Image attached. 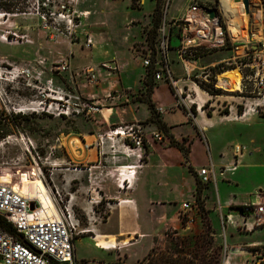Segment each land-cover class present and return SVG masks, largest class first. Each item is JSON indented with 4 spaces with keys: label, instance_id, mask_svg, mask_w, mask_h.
I'll return each instance as SVG.
<instances>
[{
    "label": "rangeland",
    "instance_id": "rangeland-1",
    "mask_svg": "<svg viewBox=\"0 0 264 264\" xmlns=\"http://www.w3.org/2000/svg\"><path fill=\"white\" fill-rule=\"evenodd\" d=\"M200 1L204 3L214 0ZM248 1L251 9L245 20L249 41L246 49L248 52H259L261 47L256 43L259 39L264 40V0ZM63 2L64 0H17L18 13L6 14L0 11V175L7 174L10 179L12 177V183L18 181L19 188L30 197L36 192L42 195V200H45L42 203L44 207L49 205L62 210L70 207L74 221L78 223L72 239L74 242L83 231H94L95 226L101 227L106 222L109 211L117 206H114V200H107L99 188L104 181H109L111 186L116 188L119 182L117 167L135 164L137 159L136 156L121 159L124 156L120 154V145L117 147L115 141H107L101 157H96L99 149L95 148V142L99 136L131 123L128 120H124V124L114 122L115 108L121 105V102L113 99L116 96L115 82L108 84V81H102V77L107 76L103 73L105 64L99 62L91 66L96 77L92 82H88L85 77L86 67L74 64H77L78 60L86 62L94 46L101 49L116 47L119 50L118 58L122 63L124 60L125 66L131 71L127 76H133L134 79L139 73H143L142 59L146 58L150 50L154 20L153 12L150 23L146 24L147 13L155 5L152 1H147L144 7L134 9L120 0H78L75 10L90 12L85 22L83 18H75L74 23L80 22L79 28H72L71 32L61 22L54 23L48 18V28H45L41 15H49ZM187 2L188 0H170L168 16H176L179 11L181 13ZM256 10L261 12L259 17L255 15ZM132 22H140V28L135 27ZM86 31L94 38L91 51H80L78 45L74 46L70 71L61 75L53 73L52 67L55 63L70 58L69 42H82L83 33ZM255 32L258 37H252ZM240 44L242 43L235 44L238 53H232L231 57L242 53ZM168 54L170 58L175 57L174 52ZM226 57L225 53L205 52L200 57V65H210L215 60ZM237 65L238 60L231 61L229 65L223 64V68L231 66L233 68L228 70L237 71L238 82L235 90L216 88L219 92L211 98L202 93L203 88L200 86L199 89L189 87V93L192 95V89L196 92L198 90L197 96L202 101L208 100L202 109L204 115L210 116L211 111L217 110L216 114L224 121L245 124L219 123L213 118L212 127L203 130L207 146L196 145L192 154V161L199 163L204 160V166L209 165V160L212 159L216 166V189L222 198L231 196L242 202L250 199L251 195L264 192V94L258 91L252 80L246 79L250 70L238 68ZM171 66L175 73L180 74L176 65ZM115 70L114 67L111 71L117 72ZM148 71L144 72V78L147 77L153 86H158L154 99L167 107L166 118L170 121L184 120L186 126L193 130L192 118L185 116L182 107H175L174 114L170 109L174 108L173 89L163 81L155 82L153 70ZM71 79L73 82L77 81L79 86L77 84L73 87ZM137 89L124 91L126 99L147 101L149 94L146 91L141 94ZM63 94L67 101L71 97L74 104V97H79L81 101L93 105H104L102 109L108 111L104 110L101 114L97 112L93 117L83 114L76 117H58L55 110L57 101ZM246 103L257 104V113L239 118L244 108L242 105ZM122 105H126V102ZM153 107L155 109V106ZM29 109L32 111H28ZM193 113L195 119L194 108ZM140 115L142 116V112ZM159 116L152 115L157 126ZM149 121L148 119L140 124L144 127ZM166 138L167 135L163 138L164 142ZM164 142L157 143L164 145ZM85 144L91 147L86 150ZM183 145L185 147L187 142L184 141ZM235 146L245 148L244 156L233 177L224 174V179L228 178L234 182L232 186L227 187L221 182L223 178L220 177V166L229 161L235 163L234 166L237 165L238 158L233 154ZM113 150L116 152H112ZM144 158L145 151H142L141 164ZM88 165L96 166L89 172L73 171L74 166L82 168ZM234 166L230 167L231 170L235 169ZM180 170L181 168L178 173ZM193 173L199 182L196 173ZM202 186L209 188V196L206 194L200 205L195 201L188 202L191 210L185 214H180L183 203L179 212H176L178 225H182L186 230L180 235H175L176 230L171 226L165 232L167 236L159 239L156 246L137 264H252L246 252L238 250L249 249L245 245L251 244L264 246V226L250 232H243L241 229L235 232L230 224L232 220H227L224 225L229 238L225 243L219 214L224 217L230 214L231 218H236L238 212L232 211L233 203L229 204V210L222 201L219 212L215 198V182ZM166 196L169 200H175L171 192ZM186 216L192 218L191 224L186 225ZM114 227L115 218L102 229ZM85 235L87 236L76 240L78 256L86 251L96 253L93 248L94 240L91 238L94 234L86 232ZM146 241L136 247L139 255L143 253Z\"/></svg>",
    "mask_w": 264,
    "mask_h": 264
},
{
    "label": "built area",
    "instance_id": "built-area-1",
    "mask_svg": "<svg viewBox=\"0 0 264 264\" xmlns=\"http://www.w3.org/2000/svg\"><path fill=\"white\" fill-rule=\"evenodd\" d=\"M124 1L130 5L140 6L145 0ZM160 1L162 18L156 31L154 57L149 50L146 58L142 59V67L144 69L151 68L155 81H163L173 89L174 108L182 107L185 115L189 118L194 117L193 108L196 115L203 113L202 109L208 100L202 101L194 89L190 95L191 89L189 87L197 89H199L198 86L202 87V93L209 98L215 95L212 91L218 90L216 88L226 90V87L217 85V77L222 73L223 64L229 65L231 61L236 60H238V68L244 67L250 70L246 79L252 80L258 87V91H262L264 94V40L259 39L256 43L258 47H261L259 52H248L246 49L249 43L246 23L243 25L244 39L235 41L228 33V21L225 11L220 5V0H214L204 5L197 0H192L177 19L167 17L170 0ZM231 1L239 3L234 0ZM77 3L78 0H64L49 15H41L42 24L48 28V18L52 19L54 23L61 22L70 31L72 28H79L80 22L74 23L75 18L85 19L90 13L77 12L75 10ZM241 6L242 15L246 19L250 14V5L247 15L244 13L242 4ZM209 12L214 13L211 19L208 15ZM260 14L261 12L256 10L255 15L259 17ZM236 16L239 15L236 14ZM252 37H258L257 32L252 34ZM173 38L176 41L175 44ZM237 43H242L240 44L242 53L236 57L206 66L194 65L197 60L195 57L205 52L231 50L238 53V48L235 45ZM69 45H79L82 50L89 51L94 45L93 35L86 31L83 33L82 42L70 41ZM169 52H174L176 61L182 69V74L179 76L174 75L171 70L172 63L168 58ZM69 71L70 63L67 58L58 61L52 67V72L59 75ZM84 73L88 82L95 81L92 70L86 69ZM74 99L76 100L75 104L71 101V97L67 101L66 96L61 95L57 101L56 116L76 117L83 114L87 117H93L97 112L101 114V105L97 106L81 101L79 97H74ZM242 106L244 108L239 118L246 114L251 116L257 113V104L246 103ZM155 112L162 116L165 110L156 107ZM150 137L154 141H162L164 138L159 131L152 132ZM107 141L113 143L115 141L117 147L120 145V154L124 156L121 159L126 160L135 156L137 158L135 164L118 166L116 169L119 176L117 187L123 188V182L129 183V179L134 178L136 171L142 166L141 154L142 151H145V144L147 143L145 133L139 123H131L130 125L119 126L106 135L99 136L95 142V148L99 149V154L96 155L98 158L101 157ZM90 147L91 145L85 144L86 150ZM244 150L243 146H235L233 153L235 157H238ZM112 152L116 151L113 150ZM118 159L120 160V158ZM91 169V166L73 167V171L85 170L89 172ZM196 176L200 184L209 185L214 180L212 165L201 167L196 171ZM12 181V177L10 179L7 174L0 175V215L11 224L16 232L15 235H10L0 229V264H75L72 239L75 226H78V223L74 221L71 208L66 207L62 210L59 207L55 208L49 205L44 207L37 199L23 195L19 191V182L12 183ZM233 209L238 212V217L242 221L238 225V229L243 232L254 231L264 226V192L252 195L249 201L233 205ZM181 210L183 214L189 212L191 210L190 204L183 203ZM185 218H187L186 225L192 223V218L188 216ZM230 219L232 220L231 215L220 217L222 229H224L227 220ZM238 251L246 252L252 264H264V246L249 247V249Z\"/></svg>",
    "mask_w": 264,
    "mask_h": 264
},
{
    "label": "crops",
    "instance_id": "crops-1",
    "mask_svg": "<svg viewBox=\"0 0 264 264\" xmlns=\"http://www.w3.org/2000/svg\"><path fill=\"white\" fill-rule=\"evenodd\" d=\"M120 1L125 2L124 0H120ZM147 1H152L155 7L150 8L149 12L147 13L148 18L146 24L150 23L151 21L150 16L151 14H153L154 9L159 4L160 0H145L140 6L130 5L125 2L129 7L132 6L134 7V9H139L141 7H144ZM191 1L192 0H188L187 5H189ZM197 1L202 5L211 3L209 1H205L204 3H202L200 0ZM182 11L183 9L181 10V12ZM179 13L180 11L176 16H167V17L171 19H177L180 16ZM87 19H83L84 22L87 21ZM132 23L133 25L135 24V22ZM137 26H139L138 27L139 29L141 23L136 22L135 27ZM172 40L173 43L175 44L176 43L175 39L173 38ZM100 42H102V40ZM74 46L77 45H70V54H69L70 69L73 60L72 48ZM79 50L81 51L82 49L80 48ZM90 51L91 49L87 52ZM118 51L119 50H117L116 47H112V48L108 47L106 49L105 48L101 49V47L94 46L92 52L89 53V59L86 62H81L78 60L77 64L74 63L73 64L84 65L86 67L85 69H90L93 72L94 70L91 66H94L99 62L105 64L103 65L105 66L106 69L105 68L102 69L104 76L105 74L107 76L102 77V81H108V84H112L115 82V84L117 85L115 90L116 96H114L113 99L116 100L117 102H121V105H118V107L115 108L114 122L117 124H124V120L126 121L128 120V122L130 123L140 124V122L149 119L150 121L148 122V124H146L144 127L142 126L147 139V143L145 144V146H147L146 148L147 151L141 168H139L136 171V174L134 178H132V181H129V183H126L125 181L123 182L124 185L123 188H118V187L115 188L111 186V183H109V181H104L102 186L99 188V190L103 193V196L107 200H114L116 202L114 203V206L117 207L109 211V214L106 218V222L103 223L101 227L97 225L95 226L94 231L93 230L84 231L85 233H82V235H80L75 239V241L73 242V259L75 264H137L138 261H141L145 256H147V254L156 246V243L159 241V239H161L163 236H167L165 232L167 229L171 228V226L172 228H174L173 230H176L175 235H180L181 233H183L186 229H184L182 225L181 226L178 225L176 212H179L180 205L182 203L195 201L194 195H195V187H196L197 179L195 178V176L191 174V172H189V167L195 173L198 170V168L205 167L204 160L199 163L198 162L195 163L192 161V154L194 147L199 144L200 146L201 144L207 146L206 139L203 134V130L212 127L213 118L217 119L219 123L245 125L233 121H229V122L224 121L222 117L216 114V112L218 113L217 110L211 111L210 116H207L206 114L204 115L203 112L201 114H197L195 119L192 118L194 124L193 130H190L186 126L184 120L170 121L168 117L166 118L167 107L165 108V105L156 102L154 99V94L156 90H158V86L154 84L152 88V92L148 93L146 81L147 83H152L151 81L148 80L147 77L144 78V76L146 75L145 71H148V69H144L142 67L145 73L144 72L139 73L134 79L132 78L133 76H129V75L127 76V74L131 73V71H129V67L127 68L125 66L124 60L122 59L123 60L122 63L118 58V54H119ZM216 53H225V56L227 57L222 59H217L214 61V63H210V64H215L221 60L232 59L235 57V56L234 57L230 56L232 53H235L231 50L214 52V54ZM168 58L169 61L172 63L171 65H176L178 67V70L180 71V74L175 73L171 66V70L173 71L174 75L177 76L181 75L182 69L180 65L177 63L176 58L171 57L172 58L171 59L169 54H168ZM201 60L202 58H198L194 62V65L197 66V64H199V66H203L200 65ZM110 63L112 65H110ZM114 67L116 69L115 71L117 72L111 71L112 68L114 70ZM71 82L73 83V87L78 84L77 81L73 82L72 79ZM158 82L160 83L161 81ZM130 88L132 89L138 88L137 90H139L141 94L146 91L149 94V98L147 99V101L144 100L130 101L126 99V96L124 95V91H129ZM196 93L199 94L198 90ZM124 102H126V105H122L124 104ZM148 102H150L153 106H155V108L161 107L165 110V114L157 117V119L164 124L167 130V134H165L163 131H161L158 128L157 123L154 121L151 111L149 110ZM101 106L103 107L104 105ZM144 109L145 111L143 112ZM170 109L174 114L175 108L171 107ZM104 110L108 111L106 109H102V112ZM141 112H142V116L140 115ZM156 131H159L164 136V138L165 135L168 136L165 142L164 140L154 141L151 139L150 134ZM170 138L176 143H179L185 151L187 149L188 154L186 155V157H184L183 154L177 148L170 146L169 144ZM184 141L187 142V145H185V147L183 145ZM157 142H164V145L162 143H157ZM243 156H244V152L237 157L238 158L237 165L235 166H234L235 163H233L232 161L227 162V164H225L224 166H220V169L222 171L220 177L223 178L224 174L226 173L229 174L231 177H233L238 170L237 167H239L241 164V159L243 158ZM209 164L212 165L213 167L214 180L212 182H215V189H216V181H217L216 166H214V164L212 163V159L209 160ZM232 165L235 168L234 170H231L230 168ZM89 166L94 167L96 165L93 166L88 165V167ZM179 168H181V170L178 173ZM221 182H223L227 187H230L234 184V182L232 183L228 178L227 179L223 178ZM208 189L209 188H203L202 196H201L202 198L206 197V194L208 195ZM168 192H171L174 195L173 199H175L176 201L169 200L168 196H166L168 195ZM215 198L217 199L216 202L218 203L219 212H220L221 201L224 202L225 207L229 209L230 203H233V205H237L239 203L249 201L252 198V195L250 199L240 202L231 196L222 198L221 193L219 194L218 189H216ZM232 211L235 210L233 209ZM181 213L183 214L182 210H180V214ZM219 216L222 217V215L220 214ZM114 218H115V227L113 229H109V228L102 229L103 226L110 223ZM241 223H242L241 219L237 216L236 218L235 217L232 218V223L230 224H232V228L236 232L238 230V225H240ZM222 231L224 232L225 243H226L229 237H227L226 235L225 227L224 229H222ZM86 232H90L94 235L95 234L101 235L104 238L103 241L107 245H110L111 240H113L112 242H115L116 244L115 249H104L103 247H99L98 242L93 237L94 235L93 236L90 235L91 238L94 240L93 248L94 250H96V253L93 254L89 251H86L84 254H79L78 256L75 243L76 240H78L80 237L87 236L85 235ZM144 240L147 241L143 247L144 248L143 253L139 255L136 247L140 246V244L144 242ZM245 246L246 248H249V247L261 246V245L251 244L250 246L248 245Z\"/></svg>",
    "mask_w": 264,
    "mask_h": 264
},
{
    "label": "trees",
    "instance_id": "trees-1",
    "mask_svg": "<svg viewBox=\"0 0 264 264\" xmlns=\"http://www.w3.org/2000/svg\"><path fill=\"white\" fill-rule=\"evenodd\" d=\"M16 1L17 0H0V11L3 12V13H6V14H14V13H18L19 12V9L16 5ZM153 26H152V29H151V37H150V49H151V52H152V57H154V45H155V42H156V31L161 23V1L159 2V4L156 6L155 10H154V14H153ZM204 54V53H203ZM203 54H199L195 57V59H198L200 58ZM233 67L231 66H228V67H224L223 70H221L222 72L223 71H226L228 69H232ZM149 71L152 70L151 68L148 69ZM148 71V72H149ZM146 86H147V90H148V93H151L152 92V88H153V84L152 83H147L146 81ZM213 94L217 95V93L219 92L218 90H213L212 91ZM148 107H149V110L151 111V114H156L155 110H154V107L153 105L148 102ZM158 128L163 131L165 134H167V130H166V127L164 126L163 123H161L160 121H158ZM169 144L170 146L172 147H175L177 148L182 154L184 157H186V155L188 154L187 151H185L183 149V147L179 144V143H176L175 141H173L171 138L169 140ZM147 146H145V154H146V151H147ZM189 172H191V174L194 176V173L192 171V169L189 167ZM203 186L197 181L196 182V187H195V202L197 204H201V201H202V190H203ZM202 209V207H201ZM0 229L4 232H6L7 234H10V235H15L16 232L14 230V228L11 226V224L9 222L6 221V219H4L1 215H0Z\"/></svg>",
    "mask_w": 264,
    "mask_h": 264
},
{
    "label": "bare ground",
    "instance_id": "bare-ground-1",
    "mask_svg": "<svg viewBox=\"0 0 264 264\" xmlns=\"http://www.w3.org/2000/svg\"><path fill=\"white\" fill-rule=\"evenodd\" d=\"M220 5L223 7L225 11V15L227 17L228 33L230 34V37L235 41L243 40L245 37L243 25L246 19L242 15L241 4L240 3L234 4V2H232L231 0H220ZM236 14L239 16H236ZM241 17H243L244 19ZM241 37H243V39H240ZM217 80H218V83H217L218 86L226 87L230 91H233L235 90L236 83L238 82L237 71L235 70L223 71L221 74L218 75ZM28 111H32V109H29ZM129 181H132V178H130ZM19 191L23 195L28 196L20 188H19ZM42 197H43L42 195H39L36 192L30 198L37 199L40 203H43L45 200H42ZM94 238L97 240L99 247H103L104 249H115L116 247L115 242H112L110 245L105 244V242L103 241L104 238L99 234L95 235Z\"/></svg>",
    "mask_w": 264,
    "mask_h": 264
},
{
    "label": "water",
    "instance_id": "water-1",
    "mask_svg": "<svg viewBox=\"0 0 264 264\" xmlns=\"http://www.w3.org/2000/svg\"><path fill=\"white\" fill-rule=\"evenodd\" d=\"M235 2H239L243 5V9H244V13L247 15L248 14V10H249V1L248 0H234ZM209 18H213L214 13L213 12H209L208 13Z\"/></svg>",
    "mask_w": 264,
    "mask_h": 264
}]
</instances>
